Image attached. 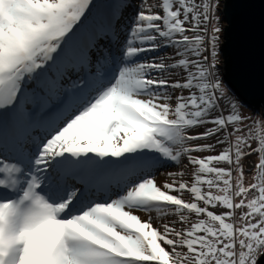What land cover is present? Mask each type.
<instances>
[{"label":"snow or ice","instance_id":"1","mask_svg":"<svg viewBox=\"0 0 264 264\" xmlns=\"http://www.w3.org/2000/svg\"><path fill=\"white\" fill-rule=\"evenodd\" d=\"M257 23L264 57V0H0V264H264V113L221 75Z\"/></svg>","mask_w":264,"mask_h":264},{"label":"water","instance_id":"2","mask_svg":"<svg viewBox=\"0 0 264 264\" xmlns=\"http://www.w3.org/2000/svg\"><path fill=\"white\" fill-rule=\"evenodd\" d=\"M259 17V8L254 9ZM229 59L224 65L222 78L230 83L237 93L236 99L243 96L246 103L241 105L252 112L264 113V95L261 91L264 78V57L261 53L259 27L249 35L239 26L234 29L228 49ZM232 94V92H230Z\"/></svg>","mask_w":264,"mask_h":264},{"label":"rangeland","instance_id":"3","mask_svg":"<svg viewBox=\"0 0 264 264\" xmlns=\"http://www.w3.org/2000/svg\"><path fill=\"white\" fill-rule=\"evenodd\" d=\"M131 3L132 4H138L139 3V0H131ZM99 12H101V10H98ZM132 10L131 9H125V19H124V23H127V17H130L132 15ZM99 19H102L100 17H98ZM107 41L106 40H101L98 44V47L93 51L92 55H93V59H95V57L97 55H101L102 54V50L103 49H106L107 48ZM171 50L168 49V50H161L159 53H148L147 56L148 57H152V56H155V55H164L166 54V52H170ZM222 75V73H221ZM229 95L231 96L232 94L229 92ZM236 98V97H235ZM221 104L224 105L225 107H227L226 105V101H221ZM240 112L243 116L245 117H250L251 119L250 120H245V125L247 124H250L252 122V120H256V119H259L260 118V114L261 112H252L250 110H248L247 108L243 107L241 105V108H240ZM197 131H203V129H197ZM31 136L32 137H40L42 138L44 136V132L42 130V126L41 127H37L35 129V131L33 133H31ZM206 142H212L214 143V141H196V142H193V143H206ZM253 147H255V143H253ZM217 151H219V146H217ZM9 152L13 154V152L9 149ZM206 154H215V153H206ZM199 155H205V154H199ZM256 159L255 156L253 157H250L248 159H246L244 161L245 163V166L247 168V165L249 164L250 161H254ZM187 164V160H182L180 163H171V162H166L164 164H160V165H157L156 168L154 169V172H155V177H156V180L158 183H163L164 180L167 178L165 176V173L166 172H176V171H181V170H184V165ZM187 172H188V175H185L183 177V179L185 180H188L189 182H191V172H192V167L189 166L188 169H187ZM245 175L247 177L246 179V183L247 182H250L251 181V175L247 172H245ZM89 195L92 197V199H95V200H98L100 202H103L105 199H106V195H105V192L101 189V190H96V189H93V191L91 193H89ZM115 195V189H112L110 190L108 193H107V196H112L114 197ZM185 198L187 199L188 198V194L186 193L185 194ZM141 216H144L143 213H140ZM155 215V214H153ZM237 215H239V210H237ZM146 218V217H145ZM160 221L159 220H156L154 221V225L156 227H159L160 225Z\"/></svg>","mask_w":264,"mask_h":264},{"label":"trees","instance_id":"4","mask_svg":"<svg viewBox=\"0 0 264 264\" xmlns=\"http://www.w3.org/2000/svg\"><path fill=\"white\" fill-rule=\"evenodd\" d=\"M111 2L112 0H93V3L97 5V10H101V14L108 11ZM100 18H103V15Z\"/></svg>","mask_w":264,"mask_h":264},{"label":"bare ground","instance_id":"5","mask_svg":"<svg viewBox=\"0 0 264 264\" xmlns=\"http://www.w3.org/2000/svg\"><path fill=\"white\" fill-rule=\"evenodd\" d=\"M35 131V129L31 132V133H33ZM11 148V147H10ZM11 150L13 151V149L11 148ZM14 153V152H13Z\"/></svg>","mask_w":264,"mask_h":264}]
</instances>
